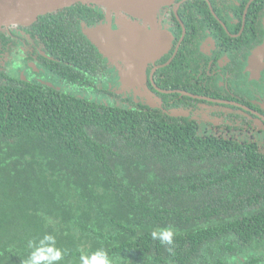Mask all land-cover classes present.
Masks as SVG:
<instances>
[{
  "label": "trees",
  "instance_id": "1",
  "mask_svg": "<svg viewBox=\"0 0 264 264\" xmlns=\"http://www.w3.org/2000/svg\"><path fill=\"white\" fill-rule=\"evenodd\" d=\"M90 6L36 26L56 62L77 60L54 67L73 84L106 70L85 34ZM168 227L171 252L151 238ZM44 235L66 251L56 264L98 250L113 264H264V154L162 109L57 95L0 67V264H23Z\"/></svg>",
  "mask_w": 264,
  "mask_h": 264
},
{
  "label": "flooded vegetation",
  "instance_id": "2",
  "mask_svg": "<svg viewBox=\"0 0 264 264\" xmlns=\"http://www.w3.org/2000/svg\"><path fill=\"white\" fill-rule=\"evenodd\" d=\"M80 5L49 15L66 14ZM90 7H95L97 17L94 29H113L115 21L122 27L126 20L96 5ZM73 19L68 15L67 26L59 18L74 29ZM38 23L26 28L7 27L0 33V67L6 74L48 87L57 95L90 101L97 97L94 102L101 105L122 106L130 100L162 109L171 117L189 120L203 133L258 146L264 154V0H176L163 7L154 25L147 28L166 35L169 43L157 51L160 53L155 60L141 65L139 80L131 78L139 84L134 91L126 90L122 79L110 73L97 46L94 62L101 60L106 70L90 77L87 84L85 80L67 82L54 67L68 69L72 66L69 62L77 60L62 66L56 62L60 59L53 57L49 38L39 41ZM115 56L125 74L138 76L118 52ZM18 58L21 67L13 74L11 69ZM110 81L123 93L112 89ZM174 113L177 116H172Z\"/></svg>",
  "mask_w": 264,
  "mask_h": 264
},
{
  "label": "water",
  "instance_id": "3",
  "mask_svg": "<svg viewBox=\"0 0 264 264\" xmlns=\"http://www.w3.org/2000/svg\"><path fill=\"white\" fill-rule=\"evenodd\" d=\"M175 1L176 0H0V33L7 27L26 28L32 26L43 16L72 8L78 4L100 6L104 8L107 13L110 14L114 12L122 15L121 17L126 19L121 24L122 30L120 32H115L112 28L99 27L97 29L86 30V36L105 53L111 55L118 52L119 56L123 57L131 64V67L134 68V72L136 71L137 74L139 73L140 75L141 65L146 66V64L155 60L160 53L157 51L160 49L162 50L169 43L166 35L155 31V29L149 32L147 27L154 25L153 23L157 20V15L163 7ZM132 18L137 21H133ZM140 21L143 24H141ZM139 75L137 77L135 75V77L139 78ZM151 106L154 107L156 105ZM160 106L161 105L156 108ZM177 114L178 113H174L172 116H177Z\"/></svg>",
  "mask_w": 264,
  "mask_h": 264
},
{
  "label": "clouds",
  "instance_id": "4",
  "mask_svg": "<svg viewBox=\"0 0 264 264\" xmlns=\"http://www.w3.org/2000/svg\"><path fill=\"white\" fill-rule=\"evenodd\" d=\"M21 67V61L12 66V72L15 73L17 68ZM176 237V231L171 228L156 229L151 232V238L153 241H159L162 245L169 246V251H172L174 246V240ZM56 245V239L52 235H44L43 239L37 244L35 241H29V248L33 251L29 257L23 261V264H56V262L62 261L66 255V251L58 248ZM81 264H113V260L109 257L108 253L103 250H98L91 255L82 254L80 257Z\"/></svg>",
  "mask_w": 264,
  "mask_h": 264
},
{
  "label": "rangeland",
  "instance_id": "5",
  "mask_svg": "<svg viewBox=\"0 0 264 264\" xmlns=\"http://www.w3.org/2000/svg\"><path fill=\"white\" fill-rule=\"evenodd\" d=\"M113 25H114L113 29H115V31L122 30V27L119 26L120 24H118V21H115ZM101 51L104 54V57L110 66V73L112 75L117 76L120 79H122V86L126 90H129V91L133 90L134 91L135 87H139L138 86L139 84L135 81H132V79H131V78H133L137 81L138 78H135L134 76H131V75H127L121 70L122 68H124V66L118 59L114 58V57H116L115 54L109 55V54L105 53L103 50H101ZM138 75H139V73H138ZM110 79H111V77L109 78V80ZM109 83H110V86L112 89H117V92L123 93L122 89L116 88L113 81H110ZM98 97H100V96H98ZM96 98L97 97H93V98H91V100L96 101ZM149 99L147 100V98H146V100L150 103L151 100H149ZM106 102H108V100H106Z\"/></svg>",
  "mask_w": 264,
  "mask_h": 264
}]
</instances>
